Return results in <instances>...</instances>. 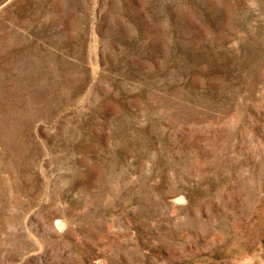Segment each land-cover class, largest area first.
Listing matches in <instances>:
<instances>
[{
    "label": "rangeland",
    "instance_id": "374dc122",
    "mask_svg": "<svg viewBox=\"0 0 264 264\" xmlns=\"http://www.w3.org/2000/svg\"><path fill=\"white\" fill-rule=\"evenodd\" d=\"M0 264H264V0H0Z\"/></svg>",
    "mask_w": 264,
    "mask_h": 264
},
{
    "label": "bare ground",
    "instance_id": "6f19581e",
    "mask_svg": "<svg viewBox=\"0 0 264 264\" xmlns=\"http://www.w3.org/2000/svg\"><path fill=\"white\" fill-rule=\"evenodd\" d=\"M60 224H62V222L60 221V222H57V226H60Z\"/></svg>",
    "mask_w": 264,
    "mask_h": 264
}]
</instances>
